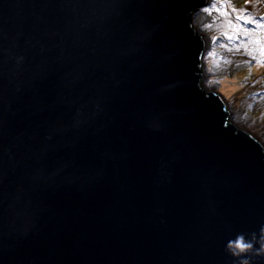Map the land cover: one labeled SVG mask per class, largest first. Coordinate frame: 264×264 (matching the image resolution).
<instances>
[{"label": "water", "instance_id": "water-1", "mask_svg": "<svg viewBox=\"0 0 264 264\" xmlns=\"http://www.w3.org/2000/svg\"><path fill=\"white\" fill-rule=\"evenodd\" d=\"M210 1L0 0V264H239L264 143L204 87Z\"/></svg>", "mask_w": 264, "mask_h": 264}, {"label": "rangeland", "instance_id": "rangeland-1", "mask_svg": "<svg viewBox=\"0 0 264 264\" xmlns=\"http://www.w3.org/2000/svg\"><path fill=\"white\" fill-rule=\"evenodd\" d=\"M193 18L212 40L202 58L205 89L221 93L235 122L264 143V2L211 0Z\"/></svg>", "mask_w": 264, "mask_h": 264}, {"label": "clouds", "instance_id": "clouds-1", "mask_svg": "<svg viewBox=\"0 0 264 264\" xmlns=\"http://www.w3.org/2000/svg\"><path fill=\"white\" fill-rule=\"evenodd\" d=\"M225 249L239 260V264H250L252 257L264 258V225L247 238L244 235L238 236L234 242L228 243Z\"/></svg>", "mask_w": 264, "mask_h": 264}, {"label": "bare ground", "instance_id": "bare-ground-1", "mask_svg": "<svg viewBox=\"0 0 264 264\" xmlns=\"http://www.w3.org/2000/svg\"><path fill=\"white\" fill-rule=\"evenodd\" d=\"M262 2H264V0H261ZM202 11V10H201ZM211 42H212V40L210 39V40H208V47L207 48H209L210 47V44H211ZM207 50V49H206ZM231 116H232V114H231ZM232 117H234V116H232Z\"/></svg>", "mask_w": 264, "mask_h": 264}]
</instances>
